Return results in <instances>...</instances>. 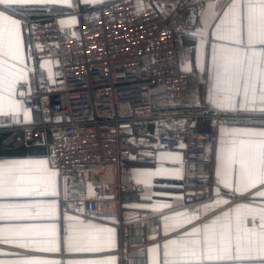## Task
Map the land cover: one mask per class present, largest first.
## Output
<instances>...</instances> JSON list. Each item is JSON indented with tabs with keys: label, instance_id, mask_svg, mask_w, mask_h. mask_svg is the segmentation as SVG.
Returning a JSON list of instances; mask_svg holds the SVG:
<instances>
[{
	"label": "built area",
	"instance_id": "1",
	"mask_svg": "<svg viewBox=\"0 0 264 264\" xmlns=\"http://www.w3.org/2000/svg\"><path fill=\"white\" fill-rule=\"evenodd\" d=\"M75 16L63 27L56 17L27 20L29 53L41 67L34 89L21 83L18 90L40 119L18 127L17 139L45 147L60 175L94 185L73 201L85 218L119 219L121 196L133 190L126 162L142 145L181 148L183 187L203 192L215 134L197 124L199 78L179 70L184 47L169 18L151 6L136 10L134 0H108ZM149 122H156L151 131Z\"/></svg>",
	"mask_w": 264,
	"mask_h": 264
},
{
	"label": "snow or ice",
	"instance_id": "2",
	"mask_svg": "<svg viewBox=\"0 0 264 264\" xmlns=\"http://www.w3.org/2000/svg\"><path fill=\"white\" fill-rule=\"evenodd\" d=\"M84 4L98 3L100 0H80ZM202 4L203 28L186 34L203 41L209 22L219 19L215 25L217 40L227 39L230 47L217 49L212 45L210 67L205 68L201 57L197 56V67L208 76L207 103L229 112L252 113L258 117L252 123L264 125V0H230L222 18L217 13L220 0H193ZM75 0H0V119L12 123H28L30 110L16 95L24 97L23 91L17 92L20 81L27 84L28 73L32 71L21 56L23 31L28 28L27 19L36 12L51 11L57 7L74 10ZM178 7V5H177ZM140 14V13H137ZM194 17V14H193ZM75 19L61 20V26L75 24ZM36 25L32 26L34 30ZM39 48V46H37ZM257 48L259 50H257ZM49 80L52 74L49 73ZM23 116V119H21ZM2 126V125H0ZM40 143V142H37ZM135 143V141H133ZM142 143V142H141ZM183 147V145H181ZM179 159L169 154L162 159ZM134 159V157H133ZM218 185L224 189L239 192L260 186L264 188V127L221 128L220 148L217 156ZM162 169L154 172H133L130 175L137 183L148 185L150 179L160 175ZM59 171L54 161H0V198L32 197L37 195H57ZM92 189L89 187V192ZM256 195L264 199V190ZM216 205L227 203L222 199L218 187L215 193ZM64 198H70L68 178L64 179ZM72 199L76 197L72 196ZM149 199V197H145ZM178 201L181 199L176 198ZM72 207L71 204L65 208ZM138 208L141 205H127ZM170 205H154L153 211ZM56 204L8 203L0 204V220H35L59 217L55 212ZM184 211L179 215L189 221L198 218L200 211ZM171 219H177L173 216ZM67 222L63 228V244L69 251L101 250L103 233L111 229L94 223H85L72 216H64ZM9 240L20 236L25 240L34 236L36 247L31 250L59 251L58 227L52 224L44 228L0 229V240L4 232ZM17 246L28 248L27 242ZM163 258L158 264H264V203L239 205L232 211L217 217L211 223L194 228L184 237L173 239L164 246ZM155 251V250H153ZM0 264H63L56 260L17 259L0 261ZM67 264H112L111 260L68 261Z\"/></svg>",
	"mask_w": 264,
	"mask_h": 264
},
{
	"label": "crops",
	"instance_id": "3",
	"mask_svg": "<svg viewBox=\"0 0 264 264\" xmlns=\"http://www.w3.org/2000/svg\"><path fill=\"white\" fill-rule=\"evenodd\" d=\"M108 0H100L98 3H88L87 5L80 0H75L74 10L68 7H57L51 11L36 12L27 20L43 19L48 17H56L58 24L61 26V20L75 19L76 12L85 10L89 7L107 2ZM230 0H220L217 6V13L222 18V13L227 9ZM178 5V7H177ZM136 10H142L146 7L156 8L163 16L169 18L170 27L181 35L184 53L179 63V70L192 71L199 78V98L202 107L203 116L198 120L200 128H208L213 130L215 139L213 144L208 148V155L212 159L211 164V181L207 188L199 193L193 194L187 191L182 184V171L180 167L182 150L178 148L172 152H164L156 148L141 146L138 153L132 154L127 160L129 174L133 172H154L162 169L160 175L150 179L148 185L137 183L132 176L133 190L122 195L118 205L120 217L117 220H97L93 218H85L80 213L73 209V201L84 197L85 191L91 194L94 185L89 183L84 185L82 182L76 181L69 176H58L57 195H37L32 197H2L0 204L8 203H29V204H56L57 220L52 219H35V220H0V229L10 228H44L52 224L58 227V236L60 243L58 244L59 251L43 252L31 250L36 247L35 240L40 239L39 236H34L32 239L25 240L20 236H15L9 240V233L4 232V239L0 240V261H11L17 259H38V260H56L67 264L68 261H87V260H111L112 264H158L163 258L164 245L173 239L184 237L187 232L197 227H202L204 224L211 223L217 217L224 213L232 211L239 205L247 203H264V199L258 197L256 193L264 190L260 186L251 189H241L239 192L224 189L218 185L217 166L218 152L220 148L221 128L230 130L233 128H253L258 129L264 125L252 123L253 119L258 117L252 113L244 112H229L214 108L207 103L208 92V76L202 74L200 68L197 67V56L201 57L202 65L210 67V58L212 45L215 43L217 49L221 47H230L227 39L217 40L215 37V25L219 19L209 22V27L205 29L204 39L200 37L195 39L186 33L203 28L202 16L200 14L202 4L197 2L187 5L186 0H134ZM192 10L195 18L193 23L187 18L188 11ZM23 45L21 56L26 57L25 63L32 69L27 77V92L34 89V70L41 67L38 59H33L29 53L27 28L22 33ZM257 50H259L257 48ZM24 83L20 81L18 86ZM15 99L21 101V96L16 95ZM163 100V99H162ZM25 106V105H24ZM30 110L28 123H12L7 119H0V132H15L20 126L33 124L39 121V113L28 106ZM23 119V116H21ZM156 125V122H149L147 127L151 131ZM5 147L11 146L12 149L0 150V161L2 160H24V161H39L41 159L48 160L46 157L47 150L40 145H27L23 142L15 143L12 140H7L3 144ZM35 147L34 153L18 152L17 147ZM171 154L172 157H179L173 160L162 157H167ZM134 157V159H133ZM68 178V186L70 198H64V179ZM89 187L92 189L89 192ZM220 188L222 199L227 200V203L220 205L215 204L217 197L215 196L217 188ZM188 194H193L189 196ZM76 197L72 199L71 197ZM149 197V199H145ZM177 197L181 198L179 201ZM71 204L72 207L65 208V205ZM141 205L142 207L132 208L127 205ZM170 205L171 207H160L157 211H153L154 205ZM200 211L198 218L189 221L187 218L181 217L179 214L184 211L191 212L194 209H204ZM64 216H72L73 219L83 220L85 223H94L100 227L111 229V233L101 234V250L98 251H81L73 249L69 251L63 244V228L67 222L63 220ZM177 219H171V217ZM27 242L29 247L23 248L18 244ZM155 250V251H153ZM215 264V262H213Z\"/></svg>",
	"mask_w": 264,
	"mask_h": 264
},
{
	"label": "trees",
	"instance_id": "4",
	"mask_svg": "<svg viewBox=\"0 0 264 264\" xmlns=\"http://www.w3.org/2000/svg\"><path fill=\"white\" fill-rule=\"evenodd\" d=\"M7 140H12V142L15 143H21L19 139H17V135H15V132H0V150H6L7 149H12L11 146L5 147L3 144ZM35 147H23L20 145L19 147L16 148V150L20 153L26 152V153H34Z\"/></svg>",
	"mask_w": 264,
	"mask_h": 264
},
{
	"label": "water",
	"instance_id": "5",
	"mask_svg": "<svg viewBox=\"0 0 264 264\" xmlns=\"http://www.w3.org/2000/svg\"><path fill=\"white\" fill-rule=\"evenodd\" d=\"M186 3H187V5L189 6V5H191V4H194V3H197V2H193V0H186ZM193 11L192 10H190V11H188V16H187V18L190 20V22L191 23H193V21H194V18H195V15H194V17H193ZM191 192V191H190ZM192 193V192H191ZM189 196H192L193 194H188Z\"/></svg>",
	"mask_w": 264,
	"mask_h": 264
},
{
	"label": "bare ground",
	"instance_id": "6",
	"mask_svg": "<svg viewBox=\"0 0 264 264\" xmlns=\"http://www.w3.org/2000/svg\"><path fill=\"white\" fill-rule=\"evenodd\" d=\"M105 174H107V175L110 174V169H109V168H107V169L105 170Z\"/></svg>",
	"mask_w": 264,
	"mask_h": 264
}]
</instances>
